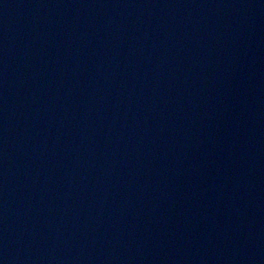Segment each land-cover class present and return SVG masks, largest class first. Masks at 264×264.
I'll use <instances>...</instances> for the list:
<instances>
[{
	"label": "water",
	"instance_id": "95a60500",
	"mask_svg": "<svg viewBox=\"0 0 264 264\" xmlns=\"http://www.w3.org/2000/svg\"><path fill=\"white\" fill-rule=\"evenodd\" d=\"M0 264H264V0H0Z\"/></svg>",
	"mask_w": 264,
	"mask_h": 264
}]
</instances>
